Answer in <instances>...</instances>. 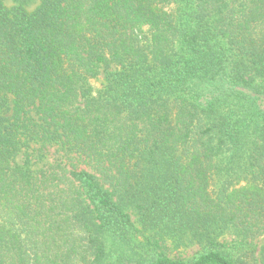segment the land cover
<instances>
[{
	"label": "trees",
	"instance_id": "16d2710c",
	"mask_svg": "<svg viewBox=\"0 0 264 264\" xmlns=\"http://www.w3.org/2000/svg\"><path fill=\"white\" fill-rule=\"evenodd\" d=\"M10 1L0 264H264V0Z\"/></svg>",
	"mask_w": 264,
	"mask_h": 264
},
{
	"label": "rangeland",
	"instance_id": "374dc122",
	"mask_svg": "<svg viewBox=\"0 0 264 264\" xmlns=\"http://www.w3.org/2000/svg\"><path fill=\"white\" fill-rule=\"evenodd\" d=\"M5 2V4L7 5H11V1L10 0H3ZM101 81H102V76L99 75L97 77V79H95L94 81L91 82V88L93 90H97L100 88L101 86ZM196 250L195 247L191 248V249H187V250H183V249H179V250H170L168 252V255L170 257H181V258H186V257H190L192 255V253Z\"/></svg>",
	"mask_w": 264,
	"mask_h": 264
}]
</instances>
